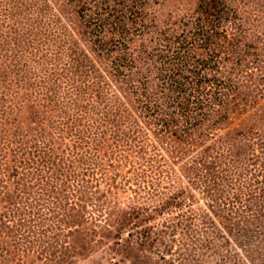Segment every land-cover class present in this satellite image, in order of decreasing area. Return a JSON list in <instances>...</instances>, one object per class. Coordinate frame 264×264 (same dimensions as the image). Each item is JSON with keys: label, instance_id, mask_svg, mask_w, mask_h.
I'll return each mask as SVG.
<instances>
[{"label": "rangeland", "instance_id": "374dc122", "mask_svg": "<svg viewBox=\"0 0 264 264\" xmlns=\"http://www.w3.org/2000/svg\"><path fill=\"white\" fill-rule=\"evenodd\" d=\"M117 51L130 65L120 73L111 68ZM79 56L92 61L85 77L72 71ZM92 77L108 99L141 86H169L173 99L177 81L192 89L188 79L216 99L190 133L177 130L180 140L147 124L146 138L120 141L127 146L97 157L104 174L70 168L62 181L16 161L44 136L60 154L70 138L32 95L51 93L58 110L69 95L87 106ZM0 79L12 100L33 99L22 113L6 108L0 192L23 203L0 206L11 219L0 226V264H264V0H0Z\"/></svg>", "mask_w": 264, "mask_h": 264}, {"label": "trees", "instance_id": "16d2710c", "mask_svg": "<svg viewBox=\"0 0 264 264\" xmlns=\"http://www.w3.org/2000/svg\"><path fill=\"white\" fill-rule=\"evenodd\" d=\"M117 52H119L118 59L114 60L115 63L111 68L115 70V73H120L119 68L123 65L127 66L128 63H123L126 58L121 55L120 51ZM129 54L131 56L132 53L129 52ZM79 58L80 56L72 58L74 63L76 62V64L73 65L72 71L74 76L85 77L88 73L84 68L89 67V65L92 64V61H90V64L88 65H82L78 63L80 60ZM127 67L129 68L130 65ZM87 76L90 77V75ZM94 78L95 77H92L91 83L88 84L89 88H87V94L91 93L90 98L83 97L85 99L88 98L87 101H89V103H86L87 106H85V103L77 100L74 96L69 95L67 97L68 101H66V104H68V110H58L51 93H43L41 91L37 95H32L37 105H40V98L45 99L47 102L48 109L44 112L45 117L50 119L59 117V123L64 126L63 133H68L70 137L61 148L65 149L63 154H67L69 157H65L61 162H56L55 155H59L60 153L57 149L58 147L53 144L55 139L52 136L49 137L51 139L44 136L38 140L41 149L37 144L34 145V150L31 149V158L26 159L25 157H22L23 159H17L16 161H25V164L31 163L32 166L37 169L42 168L44 172H48L49 174L54 173V177L62 176V181L63 178L69 176L70 168L75 169L74 172H77L80 170L85 171L90 167V171L95 170V175L97 173L101 174V172L104 174L106 171L105 162H103L102 158L97 157L105 154V152H107L106 155H114L113 147H118L119 149L122 148L121 146L123 143H120V141H131L134 140L136 136L146 138L148 134L146 133L148 131L147 124H149L152 129H157L160 136H167L173 141L180 140L177 130L184 134L190 133L191 130L195 129L206 119L207 106L209 105L210 100L216 99L215 91L208 92L205 88L204 90L196 91V89H198V82L193 79H188L186 81L187 84L192 86V89H190L188 93L180 89L181 83L180 81H177L176 85H174V90L177 92L173 99L172 96L169 95V89H171L169 86H164L168 91H166L165 94H162L163 91H161L160 94L162 95L157 94L156 92L149 93L141 86L138 90L139 93L134 97L131 96L130 93H126L122 95V97L115 95L113 99H108L98 95L100 94V91L95 88L99 84L96 78ZM9 81L11 80H6V83H9ZM0 82L4 81L0 79ZM14 82L16 83V81ZM136 83H138V79L135 80V84ZM24 84L30 83L25 82ZM222 87L223 83L221 82L218 86L219 90H221ZM227 89L228 88H226V90ZM219 93L224 94V92L220 91ZM84 95L85 93L81 94V97ZM30 96L31 93H24L17 100H12V98H9L10 95L0 91V119H4L2 115L5 114L6 108L9 106L12 107V112L15 111V114L22 113L27 105L26 102L30 99L33 101ZM7 97L8 99L4 100ZM218 100H223L222 96H220ZM13 101H15L16 104H14ZM12 112H6L5 119L3 120L5 127L0 130L1 146H3L4 143L11 142L9 125L11 124L10 113ZM176 115L181 118L180 125H178ZM84 124H87L86 130H83ZM144 127H146V131L144 130ZM20 143V140H18L15 145ZM138 145H140V143H138ZM123 146L127 145L124 144ZM87 148H89L92 151V154L96 156H89V154H87L89 152L87 151ZM24 153L27 156L29 151L26 150ZM35 153H37V155H35ZM63 154H60L59 157ZM107 165H110V163H107ZM4 175L9 176V173H4ZM5 189V191L0 192V206L4 203H8L20 207L23 203V199L17 200L16 203H13V201H10L11 199H8V193H6L7 188L5 187ZM45 189L48 190L47 188ZM178 192H180L179 189L174 193ZM176 196H178V194L169 195L168 199H164L161 205L168 202L173 203ZM9 216L10 215L8 214L3 215L0 213V226L2 224L8 226V223H11ZM190 217H192V215H190ZM4 234V231L0 229V251L2 254H6L8 251L7 241L5 240Z\"/></svg>", "mask_w": 264, "mask_h": 264}]
</instances>
